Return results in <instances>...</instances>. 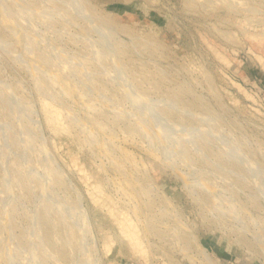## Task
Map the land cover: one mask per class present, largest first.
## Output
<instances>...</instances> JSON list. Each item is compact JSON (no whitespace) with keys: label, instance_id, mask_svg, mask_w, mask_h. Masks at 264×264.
Wrapping results in <instances>:
<instances>
[{"label":"rangeland","instance_id":"374dc122","mask_svg":"<svg viewBox=\"0 0 264 264\" xmlns=\"http://www.w3.org/2000/svg\"><path fill=\"white\" fill-rule=\"evenodd\" d=\"M0 264H264V0H0Z\"/></svg>","mask_w":264,"mask_h":264},{"label":"bare ground","instance_id":"6f19581e","mask_svg":"<svg viewBox=\"0 0 264 264\" xmlns=\"http://www.w3.org/2000/svg\"><path fill=\"white\" fill-rule=\"evenodd\" d=\"M44 102L45 101H43V104H44L43 108H44V113H45V120L48 123V126L52 130H54L55 132H61V134H63V135L68 134L69 133L68 127L65 124H63L64 122L61 123V121H60V111L58 109H55L56 106H53L54 107L53 108L50 106L51 105L50 103H48V102L44 103ZM95 198L98 199V197H95ZM95 198L93 197V200ZM95 200H94V202H95ZM104 201H105V199H104ZM108 201H110V199ZM111 204H112V202H111ZM108 207H110V206H108ZM112 210H114V209L112 208L111 211ZM117 211H116V216L119 217L120 216L119 214H121L122 211L120 209L121 212L119 211L118 215H117V213H118ZM122 214H123V217L120 219L119 224H118V226H119L118 229H119L122 237L126 240L128 245H130L134 249H137V251L139 250L141 252V255L143 252L146 253L145 248H143L144 245H142L143 243L141 242V239H140V232H139L138 228L136 227V225L134 224L133 219L128 217V216L124 217L125 216L124 213H122ZM115 221H117V219H115ZM132 251H133V249H132ZM137 251H135V252H137ZM140 252H137V253L140 254Z\"/></svg>","mask_w":264,"mask_h":264}]
</instances>
